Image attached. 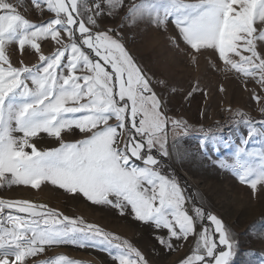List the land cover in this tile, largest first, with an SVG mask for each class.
<instances>
[{
  "label": "snow or ice",
  "instance_id": "1",
  "mask_svg": "<svg viewBox=\"0 0 264 264\" xmlns=\"http://www.w3.org/2000/svg\"><path fill=\"white\" fill-rule=\"evenodd\" d=\"M32 4L50 13L46 21L32 22L0 0V188L51 185L149 225L166 251L194 241L179 264H233L236 234L203 197L197 201L169 162L187 158L174 148L175 138L192 130L187 121L168 114L165 96L175 94L173 81L146 67L128 47L125 33L142 26L169 33V47L189 63L215 54L224 71L255 84L252 99L264 117V96L256 91H264V0ZM117 19L112 27L105 24ZM48 39L57 46L45 55L40 42ZM13 43L21 52L33 50L39 62L15 66L9 54ZM197 91L198 81L188 97ZM232 126L245 128L239 143L225 140L218 124V131L197 130L200 148L207 156L210 144L217 154L221 143L228 145L231 153L219 166L255 195L264 187V118L236 109ZM77 131L81 139H64ZM44 135L58 146L40 147L37 141ZM61 245L103 250L115 264H150L127 239L82 217H69L43 202L0 198V264H83L63 254L34 259ZM247 255L264 264V253Z\"/></svg>",
  "mask_w": 264,
  "mask_h": 264
},
{
  "label": "rangeland",
  "instance_id": "2",
  "mask_svg": "<svg viewBox=\"0 0 264 264\" xmlns=\"http://www.w3.org/2000/svg\"><path fill=\"white\" fill-rule=\"evenodd\" d=\"M12 3L21 15L32 22L46 21L50 13L37 9L32 0H7ZM119 23L117 20H106L105 24L112 27ZM129 40L128 47L140 61L153 71H163L173 81L174 95H166L168 114L179 117L192 126L187 136L177 135L174 148L181 153H187L182 162L175 158L169 161L175 169L181 182H187L188 191L196 196L197 201L204 198L205 205L216 215L221 217L236 234L239 242L233 264H255L258 256L247 253H264V187L259 188L254 195L251 188L241 184L229 171L219 166V160L225 154L231 153V148L221 143L220 152L212 151L215 146L209 145L208 155L205 156L200 148L199 128H211L223 135L225 140L231 139L239 143V134L245 131L243 126H232L234 111L240 109L256 119L264 118L259 111V105L252 99L253 82L245 84L239 74L223 70V63L218 61L213 53L201 54L195 63H189L187 58L178 57L177 53L168 45L169 33L149 28L147 31L137 29L125 33ZM42 51L50 54L57 46L50 39L41 41ZM12 63L20 66L38 63V55L26 47L21 52L15 43L9 46ZM183 62H180V61ZM214 64L216 66H214ZM199 82L200 91L188 97L194 82ZM264 96V91L256 89ZM231 107L233 111H226ZM181 133V129H176ZM77 131L75 135H65L64 139L73 141L81 139ZM169 145L173 146V133L169 130ZM40 147L58 146V141L44 135L37 141ZM258 146V141L254 142ZM0 198L30 199L34 202L47 203L48 206L61 211L69 217H82L87 223L96 224L106 231L127 239L140 249L149 259L150 264H179L194 246V241L178 243L174 250L166 251L156 239L152 228L143 224L131 215H120L117 210L95 206L83 198L66 194L51 185L33 190L28 186H13L0 188ZM63 254L70 259L82 261L83 264H115L114 260L103 250L90 247L80 248L72 245H61L46 248L43 254L34 259H52Z\"/></svg>",
  "mask_w": 264,
  "mask_h": 264
}]
</instances>
